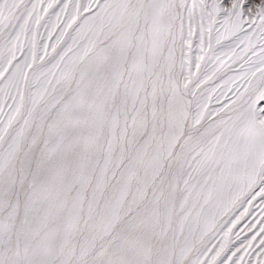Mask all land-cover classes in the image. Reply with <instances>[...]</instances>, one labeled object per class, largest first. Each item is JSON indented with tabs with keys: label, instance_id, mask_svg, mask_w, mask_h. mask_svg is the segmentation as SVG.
<instances>
[{
	"label": "snow or ice",
	"instance_id": "obj_1",
	"mask_svg": "<svg viewBox=\"0 0 264 264\" xmlns=\"http://www.w3.org/2000/svg\"><path fill=\"white\" fill-rule=\"evenodd\" d=\"M0 264H264V0H0Z\"/></svg>",
	"mask_w": 264,
	"mask_h": 264
}]
</instances>
